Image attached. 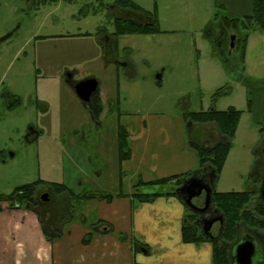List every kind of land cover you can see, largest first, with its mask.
Wrapping results in <instances>:
<instances>
[{"label": "rangeland", "instance_id": "obj_1", "mask_svg": "<svg viewBox=\"0 0 264 264\" xmlns=\"http://www.w3.org/2000/svg\"><path fill=\"white\" fill-rule=\"evenodd\" d=\"M114 1L0 0V194L10 195L40 179L70 184L82 193L111 194L118 190L113 182L118 178L115 156L119 157L121 118L129 125L126 128L134 130L156 119L230 107L242 111V116L215 188L218 192L253 189L257 176L263 174L264 31L243 27L251 1L133 0L146 11H157L162 32L120 36L115 51L132 68L123 66L116 76L106 69L113 53L105 56L97 40L100 30L114 32V16L119 15ZM233 17L238 18L233 22L237 26L222 30ZM87 32L92 35H80ZM237 32L240 49L233 50L229 37ZM224 38L226 45L221 48ZM68 73L75 81L95 76L106 86L110 109L100 126L67 82ZM245 79L254 85V112L248 110ZM221 88L225 89L217 95ZM6 93L19 97L21 104L12 107ZM213 125L191 120L185 124L193 136L202 134L206 147L222 139ZM171 190L158 185L141 191ZM78 202L72 203L74 207ZM5 203L0 202V207ZM47 207L64 206L55 200ZM78 207L88 205L81 202ZM219 229L216 222L212 231L216 235ZM240 232L239 238L251 234L264 246L259 231L242 228Z\"/></svg>", "mask_w": 264, "mask_h": 264}, {"label": "crops", "instance_id": "obj_2", "mask_svg": "<svg viewBox=\"0 0 264 264\" xmlns=\"http://www.w3.org/2000/svg\"><path fill=\"white\" fill-rule=\"evenodd\" d=\"M100 33L97 40L103 54L113 52V59L105 60L106 69H112L116 76L124 67L132 68L130 61H124V65L118 58L113 33ZM95 78L101 86L103 117L110 109L106 106L109 96L103 82ZM186 120L182 113L175 119H156L151 125L141 124L134 130L127 127L131 157L120 161L115 156L118 178L113 184L117 183L118 190L111 193H123L125 197L111 201L91 198L83 201L88 207H78L81 203L73 207L71 203L72 207H55L43 215L40 208L37 212L11 209L5 203L6 207H0V264H213L212 242L183 241L182 227L188 209L176 195L151 202H139L132 196L142 181L200 168L194 145H203V136H193L185 126ZM121 122L129 126L122 118ZM213 126L220 134L218 127ZM169 186L174 187V182ZM68 187L76 194L82 193L79 187ZM121 234L126 239H121ZM136 241L148 246V250L140 249Z\"/></svg>", "mask_w": 264, "mask_h": 264}, {"label": "trees", "instance_id": "obj_3", "mask_svg": "<svg viewBox=\"0 0 264 264\" xmlns=\"http://www.w3.org/2000/svg\"><path fill=\"white\" fill-rule=\"evenodd\" d=\"M45 1V0H44ZM68 1V0H67ZM73 2L75 0H69ZM251 12L245 15L242 19L244 29L254 30L259 29L264 31V0H250ZM50 2V1H49ZM54 2V1H53ZM114 7H123L128 10L142 13L149 18L147 24L139 23L133 20L114 19V32L113 36L118 41V38L128 34H158L161 33L160 21L157 11L149 12L144 10L139 4L133 0H115ZM101 30L97 32L100 35ZM83 36H91L92 34L87 32L80 34ZM247 37L244 38V47L242 56L245 53ZM116 45V44H115ZM259 82V81H258ZM256 82L255 84H257ZM243 83L247 86V97L249 111L254 112L253 100L251 97L252 89L254 85L251 84L248 79H245ZM262 83V82H261ZM225 88H221L217 95L222 94ZM255 90V89H254ZM11 99L12 107L21 104V99L6 93L4 95ZM87 108L92 116L94 122H99L104 111V104L101 99L100 90H98L91 99V102L87 105ZM187 120H191L193 123L200 124H215L218 127L222 139L213 145L212 147L194 145L200 162V170L194 172L197 174H206L205 180L209 181L213 178V174L216 176V180L219 177L220 171L224 167L228 155L232 147V139L234 138L239 121L242 116V111L237 110L234 107H230L227 110L219 111L215 108H211L207 111L200 112H187ZM118 152L120 161L127 160L131 157V147L129 140V133L127 128L120 124L118 128ZM193 173V174H194ZM191 175V172L185 174H177L158 180L141 182L137 185L133 198L139 202H151L161 196L176 195L175 191L170 192H152L145 193L142 190L143 187L169 185L174 182L175 186H180L182 182ZM39 185H47L57 194H65L71 201L79 200V202L89 200L91 198L104 199L111 201L115 197H125L123 193L118 194H76L75 191L65 184H59L54 182H46L44 180H38L36 182L22 185L17 187L10 195L0 194V202L9 203V208H25L37 212V203L34 200L36 190ZM254 192H213V211H218L224 216V228L221 236L218 240L211 241L201 233V226L196 225L195 221L198 215L193 212H188L186 216V222L182 227V238L186 243L200 244L202 242L210 241L213 243V264H233V251L235 245L240 240V231L242 228L252 230L254 233L259 231L264 235V205L262 201L257 200L251 203ZM78 202V203H79ZM201 225V224H200ZM121 239H126L124 234L120 235ZM136 244L140 246V249L148 250V246L140 244L136 241ZM258 264H264V260Z\"/></svg>", "mask_w": 264, "mask_h": 264}, {"label": "water", "instance_id": "obj_4", "mask_svg": "<svg viewBox=\"0 0 264 264\" xmlns=\"http://www.w3.org/2000/svg\"><path fill=\"white\" fill-rule=\"evenodd\" d=\"M158 77L161 78V75ZM67 81L70 83L76 96L85 106L91 102L92 96L99 90V81L95 77H89L79 81L73 80L72 82L69 78ZM215 179L216 176L213 174L212 184L210 185L207 184L203 178L199 177L197 173H194L186 178L182 185L177 188V195L182 199L184 205L187 206L191 211L197 213L203 212L213 199ZM203 193H206V206L204 208L194 203V200L200 198ZM262 195L264 199V186L262 189ZM224 220L225 219L223 215L205 219V226L202 229V234L208 239L216 240L222 234L225 224ZM217 221H220L221 228L218 237H215L211 234V228ZM195 223L199 225V219ZM259 250L260 249L257 246L255 240L252 237L247 236L235 245L233 261L235 264H256L257 261H255V258L258 256ZM260 256L261 260H264V249H262Z\"/></svg>", "mask_w": 264, "mask_h": 264}, {"label": "flooded vegetation", "instance_id": "obj_5", "mask_svg": "<svg viewBox=\"0 0 264 264\" xmlns=\"http://www.w3.org/2000/svg\"><path fill=\"white\" fill-rule=\"evenodd\" d=\"M115 12H118L119 15L116 16V18H121L124 20H133L139 23H144L147 24L149 21V18L139 12H135L132 10H128L125 9L123 7H116ZM238 18L233 17L232 19H230L231 22H226L223 26H222V30H226L228 27L227 25H229V28L235 27L237 25L233 24V22H237ZM233 24V25H231ZM227 27V28H226ZM242 27V26H241ZM239 30V29H238ZM227 31V30H226ZM239 33H234L230 35V43H229V48L231 49H240V43H239ZM224 39H221L219 46L222 48L223 46H225L226 44L224 43ZM225 44V45H222ZM111 52V51H110ZM69 74V75H68ZM66 76V79L69 77L70 81L72 82L74 74L68 73ZM68 78V79H69ZM34 132V130L32 131ZM36 135L38 134L37 132H34ZM264 148L261 150V157H260V163L261 166L263 167V174H260L259 176H257V185L254 186L253 189L250 190V192H254L255 194L253 195V198L251 199V203L252 202H256L257 200L262 201L263 205H264V199H263V195H262V189L264 186ZM203 176H206V174H204ZM205 178V177H204ZM210 183V182H208ZM54 195V196H53ZM57 195V196H56ZM66 199L67 197L63 194H53L52 189L47 187V186H42V187H38L34 196V200L37 203L38 208H40V211L42 213V215L45 213V211H50L52 212V210H54L55 207H47V205L52 202V201H58L60 205H63L64 207H69V203L65 202V205L63 204V200ZM206 193L203 194V196H201L200 198H197L194 200L195 204L200 206V207H205L206 206ZM213 204L212 206L209 204V206L203 211V212H198L196 213L198 215V218L200 219V224L201 227L203 228L205 226L204 220L206 218H211L210 214L216 213V211H213ZM216 216V215H215ZM253 236V235H252ZM254 237V236H253ZM255 242L258 244L259 247H262L263 244L260 242V240H258V238L254 237ZM263 248V247H262ZM262 250H259V255H261ZM260 260H261V256H260Z\"/></svg>", "mask_w": 264, "mask_h": 264}]
</instances>
